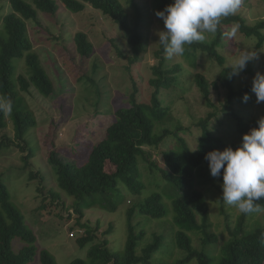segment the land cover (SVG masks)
Instances as JSON below:
<instances>
[{
  "label": "trees",
  "instance_id": "trees-1",
  "mask_svg": "<svg viewBox=\"0 0 264 264\" xmlns=\"http://www.w3.org/2000/svg\"><path fill=\"white\" fill-rule=\"evenodd\" d=\"M59 1L74 14L84 12L88 4L119 26L132 48L133 56L128 59L131 68L148 54L147 39L141 31L142 9L137 0H129L136 11L135 23H131L122 0ZM173 3V0H151L154 13L163 11ZM9 5L10 11L2 18L0 32V96L10 98L13 109L7 116L0 113V152L14 147L28 151L23 159L28 165V159L34 157L37 149L26 138L38 123L22 94L34 89L42 97L50 98L55 94V87L39 56L33 51L27 22L38 21L39 13L54 16L60 7L57 0H9ZM234 25H238L239 31L246 37L257 38L258 47L262 46L264 20L249 26L242 15H232L222 18L211 40L186 45L181 55L195 68L200 52L206 53L221 67L220 73L212 81L191 69L195 85L211 109L207 117L197 123L202 134L198 137L195 150L182 137L183 133H191L189 128L181 126L179 122L173 125L174 130L164 127L168 122L174 124L173 105L184 99L186 90L181 81L182 65L176 63L174 57L167 58L160 44L159 50L154 53L158 61L152 67L153 77L149 80L153 89L150 102L139 101L141 89L139 82L133 79L129 106L115 111V121L107 128L103 140L90 151L83 165L61 157L59 148L49 153L48 162L58 188L74 199L72 207L79 216L77 225L70 231L77 232L76 246H80L85 254L75 257L69 264H264V225L258 219H252L257 212L241 214L233 224L232 208L221 199L220 210L228 233V239L221 244V235L213 232L208 193L205 192L216 187L217 183L223 184L222 175L214 178L210 174L206 154L228 147L224 140L226 132L221 135L216 131L217 127L210 128L213 120L218 122V126L230 122L229 128L236 129L242 136L258 127V118L243 116L235 110L237 103L244 105L245 94L252 93V82L237 91V76H230L228 62L237 45L234 37L227 39L224 34L230 32ZM74 41L83 59L93 55L94 46L87 34L77 33ZM117 52L119 56H124L118 48ZM23 60L27 66L26 74L17 76L18 64ZM249 73L253 78L256 75L253 67L249 68ZM221 89L226 92V99L217 106L212 101V91L219 92ZM171 95L175 97L168 101ZM221 113L229 116L222 117ZM9 122L13 125V137L7 133ZM171 143L175 144L169 148ZM161 144L164 148V168L153 160L149 152L152 148H160ZM141 161L145 165H141ZM108 164L115 167L114 173L106 172ZM144 166L151 177L148 185L155 188L151 195L141 199L148 189L143 180ZM28 174L30 181L41 178V194L46 192L52 200H61L60 191L46 189V180L41 173L32 171ZM4 177L5 174H0V264H58L56 258L38 244L37 236L21 208L15 204ZM128 192L134 196V204L128 211V238L124 249L117 250L112 247L109 238H99V226L94 229L89 223L82 222V217L84 209L90 208V204L98 206L96 203L104 210L115 212L117 206L126 201ZM257 203L264 208V198ZM53 206V203L49 205ZM43 209L44 204L39 210ZM170 214V226L152 232L147 238L141 226L152 220L160 221ZM136 219L142 220L134 225ZM80 230L85 231L84 235L79 233ZM113 230L111 226L104 236L111 235ZM15 240L21 244L19 250L13 248ZM195 241H198L199 247L195 246Z\"/></svg>",
  "mask_w": 264,
  "mask_h": 264
},
{
  "label": "rangeland",
  "instance_id": "rangeland-1",
  "mask_svg": "<svg viewBox=\"0 0 264 264\" xmlns=\"http://www.w3.org/2000/svg\"><path fill=\"white\" fill-rule=\"evenodd\" d=\"M57 1L60 9L54 16L39 13L38 21L27 22L33 51L39 56L42 66L55 87V94L50 98L42 97L34 89H31L28 94H22L38 123L30 138H26L33 142L37 151L34 157L28 159V165H26L23 159L27 157L28 151L23 152L15 147L11 150H3L0 152V174H5L3 179L8 182L12 198L25 214L27 223L38 238V244L43 249H47L56 258L58 264H69L75 257L85 254L80 246H76L77 232L70 231L77 225L79 216L72 207L74 199L58 188L52 167L48 162L49 153L59 148L61 157L75 160L79 165H83L90 151L103 140L107 128L115 121V111L129 106L130 95L133 92V79L139 82L141 89L139 101L150 102L153 89L149 85V80L153 77L152 67L158 61L154 53L160 48L158 33L165 28L162 19L158 18L152 10L151 0H137L142 9L141 31L147 39L148 54L131 68L128 59L133 56L132 48L125 32L119 26L88 4L84 12L74 14L68 11L59 0ZM122 2L131 23H135L137 20L135 9L129 0H122ZM9 8V0H0V32L2 18L10 11ZM235 15L246 18L249 26L256 25L264 20V0H243ZM80 32L87 34L94 46V53L88 59H83L76 48L74 38ZM205 36L204 41H209L213 33H205ZM234 43L237 46L234 49V55L229 59V65L242 50L258 52V58L251 60L246 69L237 76L235 89L240 91L253 80L252 74L249 73L250 67H253L255 74L264 73V52H260L264 51V42L261 47H258L257 38H248L237 29ZM117 48L124 56L118 55ZM174 61L182 65L181 81L186 94L182 101H177L173 105L174 124L171 125V122H168L164 127L174 130V126L179 122L181 126L189 128L191 133H183L182 137L186 138L190 148L195 150L198 137L202 134L197 123L200 119L206 118L211 109L208 108L195 85L194 72H199L212 81L220 73L221 67L208 54L201 52L195 68L191 67L182 56L174 57ZM26 70L24 60L19 62L17 76L26 74ZM172 96L168 97V101ZM249 96L250 99L244 105L237 103L235 110L243 116H253L258 119L264 117V102L257 103L253 92ZM225 99L224 90L212 91V101L215 105H221ZM221 116L229 115L221 113ZM217 124L218 122L213 120L210 128L217 127L216 131L221 135H223L222 132H226L224 140L228 147L235 150L241 144L243 136L236 129L229 128L230 122L220 126ZM8 126L7 133L13 137L15 133L12 123L9 122ZM174 144L171 143L169 148ZM163 150V144L160 148L149 150L153 160L157 161L162 168L165 167L162 158ZM140 164L143 165L144 161ZM105 169L108 173L115 172L112 164L106 165ZM32 171L44 176L46 180L44 185L47 190L61 192L60 201L52 200L50 194L46 192L44 194L39 192L41 178L30 181L28 173ZM143 172V180L148 189L141 199L151 195L155 188L148 185L151 177L145 166ZM208 190L205 192L208 193L207 201L210 206L213 232L221 235L220 240L222 239L221 244H223V240L228 239V233L226 220L221 214L219 204L223 194L222 184L217 183L216 187ZM124 195L127 197V194L124 193ZM128 195L126 201L117 206L115 212L104 210L99 203H96L98 206L90 204V208L84 209L82 217V222L89 223L94 229L99 226L97 228L99 238H109L112 247L117 250L124 249L128 238V211L134 204V196L132 194L130 196L129 192ZM52 203L54 206L49 207ZM43 204L45 209L39 210ZM230 207L232 208L231 221L234 224L241 213L234 207ZM252 216V219H258L261 225H264V211ZM141 220L136 219L133 224ZM171 221L172 214L160 221L152 220L141 227L145 229L148 238L152 232L161 231V228L166 225L170 226ZM111 226L114 227L111 235L104 236ZM79 233L84 235L85 231L80 230ZM197 242L195 241V246L199 247ZM20 246V242L15 240L13 248L19 250Z\"/></svg>",
  "mask_w": 264,
  "mask_h": 264
},
{
  "label": "clouds",
  "instance_id": "clouds-1",
  "mask_svg": "<svg viewBox=\"0 0 264 264\" xmlns=\"http://www.w3.org/2000/svg\"><path fill=\"white\" fill-rule=\"evenodd\" d=\"M243 0H174L163 11L155 15L164 22V31L158 33L167 58L184 54L185 46L206 39L205 33H216L222 18L235 15ZM238 25H234L225 38L235 36ZM264 52V51H260ZM258 58V52L242 50L230 63V76H239L251 60ZM251 91L257 103L264 102V73H257L252 81ZM250 99L248 94L244 102ZM10 98L0 96V113L12 112ZM242 138L235 148L213 150L206 154L212 177L222 175V200L241 214L264 211L257 203L264 198V117ZM223 170V172H222Z\"/></svg>",
  "mask_w": 264,
  "mask_h": 264
},
{
  "label": "built area",
  "instance_id": "built-area-1",
  "mask_svg": "<svg viewBox=\"0 0 264 264\" xmlns=\"http://www.w3.org/2000/svg\"><path fill=\"white\" fill-rule=\"evenodd\" d=\"M71 236H73V234H71Z\"/></svg>",
  "mask_w": 264,
  "mask_h": 264
}]
</instances>
